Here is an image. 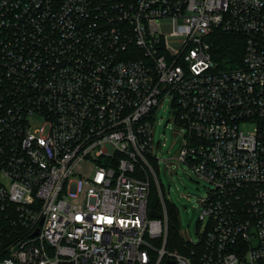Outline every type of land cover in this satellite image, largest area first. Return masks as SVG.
I'll list each match as a JSON object with an SVG mask.
<instances>
[{
  "label": "built area",
  "instance_id": "built-area-1",
  "mask_svg": "<svg viewBox=\"0 0 264 264\" xmlns=\"http://www.w3.org/2000/svg\"><path fill=\"white\" fill-rule=\"evenodd\" d=\"M164 101L210 184L184 251L149 161ZM0 264H264V0H0Z\"/></svg>",
  "mask_w": 264,
  "mask_h": 264
},
{
  "label": "rangeland",
  "instance_id": "rangeland-1",
  "mask_svg": "<svg viewBox=\"0 0 264 264\" xmlns=\"http://www.w3.org/2000/svg\"><path fill=\"white\" fill-rule=\"evenodd\" d=\"M171 110L166 101L155 109L153 144L156 158H149L157 175L163 198L175 208L179 233L186 239L197 241L205 220L198 221L200 199L210 184L196 177L191 168L178 158L184 129L171 122ZM42 120L32 121V126ZM159 145L156 147V143ZM155 188V184L152 182Z\"/></svg>",
  "mask_w": 264,
  "mask_h": 264
},
{
  "label": "trees",
  "instance_id": "trees-1",
  "mask_svg": "<svg viewBox=\"0 0 264 264\" xmlns=\"http://www.w3.org/2000/svg\"><path fill=\"white\" fill-rule=\"evenodd\" d=\"M209 50L213 60L219 67L234 66L240 62L243 41L241 35L233 32H226L220 29H214L208 36ZM156 189L151 186L150 194H154ZM164 206L167 217V236L166 246L169 248L178 247L184 251V239L179 233L178 221L175 214V208L164 200ZM158 209H162L158 204Z\"/></svg>",
  "mask_w": 264,
  "mask_h": 264
},
{
  "label": "water",
  "instance_id": "water-1",
  "mask_svg": "<svg viewBox=\"0 0 264 264\" xmlns=\"http://www.w3.org/2000/svg\"><path fill=\"white\" fill-rule=\"evenodd\" d=\"M158 203V195L157 194H153L151 196V199H150V202H149V215L150 216H156V217H159L160 216V213L155 209V206L157 205Z\"/></svg>",
  "mask_w": 264,
  "mask_h": 264
}]
</instances>
